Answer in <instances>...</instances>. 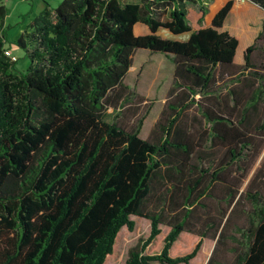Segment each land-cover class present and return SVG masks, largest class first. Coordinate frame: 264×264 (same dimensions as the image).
Instances as JSON below:
<instances>
[{"label": "trees", "instance_id": "trees-1", "mask_svg": "<svg viewBox=\"0 0 264 264\" xmlns=\"http://www.w3.org/2000/svg\"><path fill=\"white\" fill-rule=\"evenodd\" d=\"M188 1L200 22L205 0L44 6L14 41L29 60L18 72L3 54L0 0V264H104L140 218L146 236L123 264H227L215 257L225 241L231 264H264V20L237 68V39L219 29L233 0L184 41L155 34L189 31ZM136 22L148 33L134 35ZM137 48L172 63L144 138L149 105L140 112L145 98L122 83ZM161 186L168 211L147 209ZM185 226L197 240L178 254Z\"/></svg>", "mask_w": 264, "mask_h": 264}, {"label": "rangeland", "instance_id": "rangeland-1", "mask_svg": "<svg viewBox=\"0 0 264 264\" xmlns=\"http://www.w3.org/2000/svg\"><path fill=\"white\" fill-rule=\"evenodd\" d=\"M37 0H4L3 5L5 7V15L2 18L1 28L5 37V46L9 48V51L15 56V62L13 63V69L18 72H22L26 69L29 60L26 57L22 48L14 45V41L19 34L27 29L28 23L34 17L30 12V4H36ZM218 4L217 0H209L207 5V15ZM35 8V7H34ZM33 8V12H35ZM231 10V9H230ZM227 14L225 19L227 24L232 23L233 11ZM34 15V14H33ZM189 20L191 19L190 11L188 13ZM132 67L128 68L125 72L122 83L133 90L134 93L143 96L146 102L139 105L140 112L143 111L148 105L149 109L145 115L142 125L140 127L138 135L141 138L147 136L149 129L155 121L157 114L161 108L163 98L166 89L169 85L171 77V62L159 52H149L146 49L137 48L132 54L131 60ZM158 71V75L152 76L151 82L148 83V73L150 71ZM162 71L164 75H162ZM116 110L112 111L107 109L104 114V119L110 120ZM164 191L163 187L156 188L152 195L146 201V208L149 210H158L163 207L165 212L168 211V201L163 200L161 193ZM192 225L190 228L192 231H198L199 224L194 222V219H190ZM233 221L237 224H241L242 217L239 214L233 216ZM146 236V220L140 218L136 221V227L132 231H124L121 233L119 245L117 246L115 253L112 256H108L104 264H123L124 259L127 256V251L135 245L139 238ZM180 240L176 244L177 253L182 254L188 252L197 240V235L183 229L180 233ZM213 240L206 237L204 239V245H210ZM234 246L231 241H225L224 245L217 250L216 258L220 261H224L227 264H231L234 253L229 250V247ZM181 264V263H178Z\"/></svg>", "mask_w": 264, "mask_h": 264}, {"label": "crops", "instance_id": "crops-1", "mask_svg": "<svg viewBox=\"0 0 264 264\" xmlns=\"http://www.w3.org/2000/svg\"><path fill=\"white\" fill-rule=\"evenodd\" d=\"M4 0H2L3 3ZM60 0H37L36 4L33 5V2L30 4V12L32 16H35L39 13L44 6L47 7H55ZM130 2H137L140 3V0H124ZM209 0H205L206 4V12L203 15V18L200 22L197 21L200 11L198 9L197 3L193 1H188L185 3L186 8V19L189 25L190 30L183 33L173 34L169 32L165 28H158L155 31V34L161 38L177 40V41H184L187 39L189 32L200 27H206L210 23V19L213 13L223 4L224 0H217L218 4L216 7L208 13L207 15V5ZM35 7V8H34ZM33 8L35 12H33ZM230 12L233 13L234 18L232 19L231 24H227V17L224 19L222 26L219 28L220 30H226L230 35L234 36L237 39V44L234 49V53L232 56V63L237 67L240 68L244 61H243V50L247 45H249L261 27V22L264 20V11L258 7L257 5L247 1V0H233L232 5L230 8ZM190 11L191 19L189 20L188 13ZM34 14V15H33ZM229 15V13H228ZM165 17V15H164ZM243 18L242 21L235 23V19ZM133 33L134 35H142L148 33V29L146 25L136 22L133 25ZM169 60V59H168ZM170 61V60H169ZM171 62V61H170ZM172 64V63H171ZM132 65H130V68ZM172 72V67H171ZM243 72L246 73V69H243ZM171 78V77H170ZM170 83V81H169ZM164 100V98H163Z\"/></svg>", "mask_w": 264, "mask_h": 264}, {"label": "built area", "instance_id": "built-area-1", "mask_svg": "<svg viewBox=\"0 0 264 264\" xmlns=\"http://www.w3.org/2000/svg\"><path fill=\"white\" fill-rule=\"evenodd\" d=\"M3 54L8 57L10 60H15V56L11 54L8 47H5L3 50Z\"/></svg>", "mask_w": 264, "mask_h": 264}]
</instances>
